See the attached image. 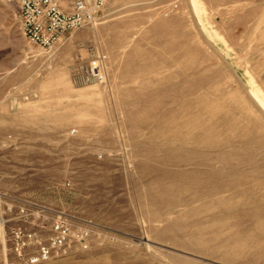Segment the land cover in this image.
<instances>
[{
    "label": "rangeland",
    "instance_id": "374dc122",
    "mask_svg": "<svg viewBox=\"0 0 264 264\" xmlns=\"http://www.w3.org/2000/svg\"><path fill=\"white\" fill-rule=\"evenodd\" d=\"M0 193V264L18 230L42 264H264V0H108L49 52L0 0Z\"/></svg>",
    "mask_w": 264,
    "mask_h": 264
},
{
    "label": "built area",
    "instance_id": "2783aa9c",
    "mask_svg": "<svg viewBox=\"0 0 264 264\" xmlns=\"http://www.w3.org/2000/svg\"><path fill=\"white\" fill-rule=\"evenodd\" d=\"M108 0H19V19L24 37L44 51H52L66 35L94 26L100 20ZM103 64L96 62L91 67L82 68L81 80L85 83L103 78ZM11 201V197L0 193L2 203ZM19 215L27 220L26 208H19ZM7 220L0 213V237L4 233ZM60 229L59 226L56 227ZM32 233L14 231L12 250L15 262L3 264H42L52 258V248L34 241ZM37 250L30 253L32 244Z\"/></svg>",
    "mask_w": 264,
    "mask_h": 264
},
{
    "label": "bare ground",
    "instance_id": "6f19581e",
    "mask_svg": "<svg viewBox=\"0 0 264 264\" xmlns=\"http://www.w3.org/2000/svg\"><path fill=\"white\" fill-rule=\"evenodd\" d=\"M259 100V99H258ZM196 170V169H195ZM245 210V209H244ZM235 212H238V211H235ZM264 217V216H263ZM249 222V221H248ZM256 224V223H255ZM242 227V226H241ZM249 234V233H248ZM234 235V234H233ZM234 237V236H233ZM236 246V245H235ZM251 251V250H250ZM253 260V259H252Z\"/></svg>",
    "mask_w": 264,
    "mask_h": 264
}]
</instances>
